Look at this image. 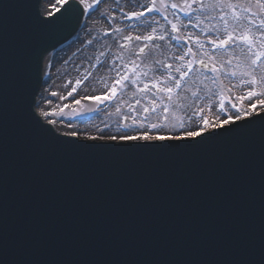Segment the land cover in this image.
Instances as JSON below:
<instances>
[{"label": "water", "instance_id": "water-1", "mask_svg": "<svg viewBox=\"0 0 264 264\" xmlns=\"http://www.w3.org/2000/svg\"><path fill=\"white\" fill-rule=\"evenodd\" d=\"M41 5L0 0V264H59L72 245L94 264H264V113L186 141L59 135L36 99L84 12Z\"/></svg>", "mask_w": 264, "mask_h": 264}, {"label": "rangeland", "instance_id": "rangeland-1", "mask_svg": "<svg viewBox=\"0 0 264 264\" xmlns=\"http://www.w3.org/2000/svg\"><path fill=\"white\" fill-rule=\"evenodd\" d=\"M79 1L86 22L51 55L37 103L60 132L189 138L264 111V0ZM128 37L137 44L124 47Z\"/></svg>", "mask_w": 264, "mask_h": 264}, {"label": "flooded vegetation", "instance_id": "flooded-vegetation-1", "mask_svg": "<svg viewBox=\"0 0 264 264\" xmlns=\"http://www.w3.org/2000/svg\"><path fill=\"white\" fill-rule=\"evenodd\" d=\"M131 20L133 21L134 18H132ZM137 22H138V21H137ZM136 26L138 27V26H140V25L137 24ZM131 28H132V27H131ZM138 32H140V31L138 30ZM175 33H177V31H175ZM138 35H139V34H138ZM126 40H127V42L125 43V47H130V46L133 45V44H134V45L137 44V40H136L135 37L127 38ZM223 45H224V46H227V45H228L227 41H224V42H223ZM132 48H133V47H132ZM140 50H141V49H140ZM204 61H206V60H204ZM199 62H200V61H199ZM207 64H208V62H207ZM209 64H210V63H209ZM213 67H214V66H212V69H211L210 71L213 70Z\"/></svg>", "mask_w": 264, "mask_h": 264}, {"label": "bare ground", "instance_id": "bare-ground-1", "mask_svg": "<svg viewBox=\"0 0 264 264\" xmlns=\"http://www.w3.org/2000/svg\"><path fill=\"white\" fill-rule=\"evenodd\" d=\"M43 7H44V5H43ZM44 9V8H43ZM44 14H51V12H43ZM50 57H51V55H49L47 58H46V60H45V62H44V66H47V64H48V61H49V59H50Z\"/></svg>", "mask_w": 264, "mask_h": 264}]
</instances>
